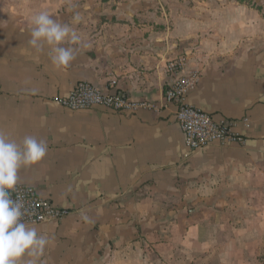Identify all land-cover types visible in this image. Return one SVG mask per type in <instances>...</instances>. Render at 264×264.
Here are the masks:
<instances>
[{"label":"crops","instance_id":"1","mask_svg":"<svg viewBox=\"0 0 264 264\" xmlns=\"http://www.w3.org/2000/svg\"><path fill=\"white\" fill-rule=\"evenodd\" d=\"M40 11L81 36L66 68L48 46L29 45ZM180 56L200 75L189 104L236 122L243 142L186 146L164 99L167 63ZM82 81L104 92L117 81L160 110L74 112L55 102ZM0 134L47 142L16 187L70 212L30 225L49 243L25 260L264 264V0H0Z\"/></svg>","mask_w":264,"mask_h":264},{"label":"built area","instance_id":"2","mask_svg":"<svg viewBox=\"0 0 264 264\" xmlns=\"http://www.w3.org/2000/svg\"><path fill=\"white\" fill-rule=\"evenodd\" d=\"M187 64L186 56H180L167 63V72L171 75L172 82L167 86L164 96L166 103L177 107L176 121L184 133L186 146L192 151H198L213 144L243 142V138L236 132V122L215 119L189 104L188 94L198 84L200 75L195 71L187 72ZM55 102L74 112L99 107L126 115H134L141 109L160 110L159 105L153 102L133 99L123 94L119 91L117 81L111 82L108 92L90 82H79L69 95L60 96ZM10 196L13 200L17 198L22 200L24 205L22 220L29 225L59 221L70 213L41 198L33 186H17Z\"/></svg>","mask_w":264,"mask_h":264},{"label":"clouds","instance_id":"3","mask_svg":"<svg viewBox=\"0 0 264 264\" xmlns=\"http://www.w3.org/2000/svg\"><path fill=\"white\" fill-rule=\"evenodd\" d=\"M73 19L78 22L80 17L77 14ZM30 22L29 45L38 52L48 46L52 64L57 68L68 67L81 43L77 31L57 22L47 11L32 15ZM47 151V142L33 136H25L18 144L0 134V264H21L22 261L37 264L36 259L25 260V257L38 258L49 243L35 227L23 222L22 200H13L10 196L17 185L19 170L42 162Z\"/></svg>","mask_w":264,"mask_h":264},{"label":"rangeland","instance_id":"4","mask_svg":"<svg viewBox=\"0 0 264 264\" xmlns=\"http://www.w3.org/2000/svg\"><path fill=\"white\" fill-rule=\"evenodd\" d=\"M213 262V261H212Z\"/></svg>","mask_w":264,"mask_h":264}]
</instances>
